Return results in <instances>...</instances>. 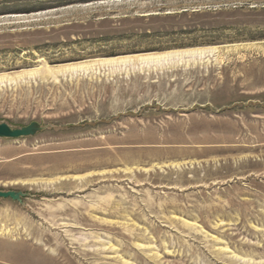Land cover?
Masks as SVG:
<instances>
[{
    "label": "rangeland",
    "instance_id": "1",
    "mask_svg": "<svg viewBox=\"0 0 264 264\" xmlns=\"http://www.w3.org/2000/svg\"><path fill=\"white\" fill-rule=\"evenodd\" d=\"M0 122V264H264V0H0Z\"/></svg>",
    "mask_w": 264,
    "mask_h": 264
},
{
    "label": "bare ground",
    "instance_id": "2",
    "mask_svg": "<svg viewBox=\"0 0 264 264\" xmlns=\"http://www.w3.org/2000/svg\"><path fill=\"white\" fill-rule=\"evenodd\" d=\"M214 50V49H212ZM206 52H211L209 49H193V50H182V51H175V52H165L160 54H140L137 56H125L121 58H109V59H101L98 62H91L81 65H73L71 70L73 71H86L91 68L100 66V65H133L137 62L139 65H147L150 63H160L169 61L172 59H182L185 56H194L200 57L204 55Z\"/></svg>",
    "mask_w": 264,
    "mask_h": 264
},
{
    "label": "water",
    "instance_id": "3",
    "mask_svg": "<svg viewBox=\"0 0 264 264\" xmlns=\"http://www.w3.org/2000/svg\"><path fill=\"white\" fill-rule=\"evenodd\" d=\"M43 128L37 123L32 122L23 127H13L6 122H0V139H22L34 136ZM24 194L14 190H0V199H12L20 201Z\"/></svg>",
    "mask_w": 264,
    "mask_h": 264
},
{
    "label": "crops",
    "instance_id": "4",
    "mask_svg": "<svg viewBox=\"0 0 264 264\" xmlns=\"http://www.w3.org/2000/svg\"><path fill=\"white\" fill-rule=\"evenodd\" d=\"M31 154L25 149L21 143L8 142L0 146V163L14 162V163H28L32 161Z\"/></svg>",
    "mask_w": 264,
    "mask_h": 264
}]
</instances>
